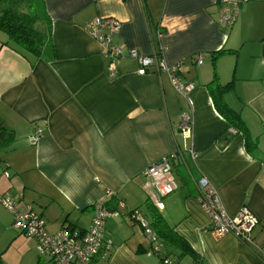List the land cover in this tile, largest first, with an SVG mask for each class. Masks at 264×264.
<instances>
[{
  "label": "crops",
  "instance_id": "crops-1",
  "mask_svg": "<svg viewBox=\"0 0 264 264\" xmlns=\"http://www.w3.org/2000/svg\"><path fill=\"white\" fill-rule=\"evenodd\" d=\"M43 1L52 57L21 55L0 30V194L15 199L20 211L30 207L49 233L64 226L86 229L96 203L117 211L104 224L113 246L108 252L102 246L92 264H166L163 258L264 264V0L243 3L230 27L221 25L219 4L210 0ZM96 17L120 24L118 31L108 24L100 28L107 46L179 63L176 76L193 85L192 104L165 72L139 74L132 57L118 58L111 74L107 47L90 34ZM213 71L221 84L233 82L223 101L244 122L256 145L251 152L215 108L205 86ZM185 114L188 138L180 130ZM177 150L183 155L172 163L177 188L159 208L144 171ZM199 177L213 185L228 216L241 207L253 212L257 223L249 243L210 232L198 201ZM150 207L189 243L198 261L178 259L159 239L165 250L151 251L129 214L137 210L149 224ZM0 222L13 233L1 205ZM36 264L51 262L36 256Z\"/></svg>",
  "mask_w": 264,
  "mask_h": 264
},
{
  "label": "built area",
  "instance_id": "built-area-1",
  "mask_svg": "<svg viewBox=\"0 0 264 264\" xmlns=\"http://www.w3.org/2000/svg\"><path fill=\"white\" fill-rule=\"evenodd\" d=\"M212 3L219 4V15L221 25L230 27L236 20L240 6L248 0H210ZM108 24L110 31H118L120 24L115 19H102L96 17L94 25L90 31L93 38L107 47L106 54L110 57L109 70L114 73L115 61L121 56H129L136 59L139 64L138 73L145 74L149 69L165 72L174 87V89L183 97L187 98L189 104L191 99L188 97L193 88L191 83L181 82L176 72L179 63L172 66L167 65L162 60H156L154 57L139 54L135 49L123 48L122 46L109 47L108 35L102 34L100 28ZM202 58L197 56V62L201 63ZM184 121L180 126L184 137H190L191 125L188 116L185 114ZM35 137L39 135L36 129ZM192 156V151H189ZM179 158H183L181 151H175L166 155L147 166L144 175L147 178V185L152 188L154 203L157 207H162L161 199L176 190L177 184L172 172V163ZM198 190V201L201 208L210 218L209 229L215 237H221L226 234L232 235L243 243H249L251 240V231L257 223V218L247 207H241L238 212L230 217L221 204L219 195L213 185L205 178L199 177L196 180ZM0 203L10 210L13 215V226L19 229V232L29 234L38 245V254L47 256L51 264H92L93 257L103 246L104 251L108 252L113 244L110 238L104 237L105 220L110 216H117V211L107 210L101 203H96L93 208L91 223L86 229H78L64 226L55 233H49L45 227V220L34 213L30 207L25 211L16 208L15 199L8 195L0 194ZM130 218L135 220L151 242V251L160 253V244L157 242L155 232L139 213L133 212ZM166 264H174L168 258H163Z\"/></svg>",
  "mask_w": 264,
  "mask_h": 264
},
{
  "label": "trees",
  "instance_id": "trees-1",
  "mask_svg": "<svg viewBox=\"0 0 264 264\" xmlns=\"http://www.w3.org/2000/svg\"><path fill=\"white\" fill-rule=\"evenodd\" d=\"M0 30L7 36L5 44L25 57L36 59L53 56L51 20L46 13L43 0H0ZM222 52L223 50L217 53ZM232 85V81L221 84L216 71H213L212 79L205 86L213 98L217 111L235 131L242 133L245 147L251 152L256 145L250 138L244 122L239 114L223 101V95L232 88ZM155 208L149 209L151 216L149 226L153 228L161 244L171 248L178 259L187 256L193 262L198 261L199 255L185 239L177 235L173 228L165 223ZM136 211L132 210L129 214ZM38 256L40 257L39 254ZM170 260L177 264L176 259Z\"/></svg>",
  "mask_w": 264,
  "mask_h": 264
},
{
  "label": "rangeland",
  "instance_id": "rangeland-1",
  "mask_svg": "<svg viewBox=\"0 0 264 264\" xmlns=\"http://www.w3.org/2000/svg\"><path fill=\"white\" fill-rule=\"evenodd\" d=\"M3 176L8 178L9 172L3 171ZM0 205L4 207L1 203ZM5 208V207H4ZM5 210L10 214V228L13 231L8 232L2 227V223L6 220L3 219L2 223L0 222V259L1 264H36V256H38V245L36 240L31 237L29 234L19 232V229L13 226V215L5 208ZM118 216V215H117ZM115 217V216H112ZM46 226V222H45ZM27 239L32 243L33 250L29 244H27ZM166 246V245H165ZM162 245H160V248ZM164 249V246L162 247ZM46 260L47 256H43Z\"/></svg>",
  "mask_w": 264,
  "mask_h": 264
}]
</instances>
